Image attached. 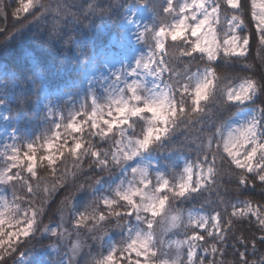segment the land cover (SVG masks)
I'll return each instance as SVG.
<instances>
[{
    "label": "snow or ice",
    "instance_id": "snow-or-ice-1",
    "mask_svg": "<svg viewBox=\"0 0 264 264\" xmlns=\"http://www.w3.org/2000/svg\"><path fill=\"white\" fill-rule=\"evenodd\" d=\"M34 2L19 0L14 18ZM135 2L151 19L127 77L0 151V264L41 232L62 264H264V0ZM178 135L195 154L182 164L168 150ZM205 192L216 198L194 207ZM244 223L258 227L233 231ZM229 238L232 259L218 260Z\"/></svg>",
    "mask_w": 264,
    "mask_h": 264
},
{
    "label": "trees",
    "instance_id": "trees-1",
    "mask_svg": "<svg viewBox=\"0 0 264 264\" xmlns=\"http://www.w3.org/2000/svg\"><path fill=\"white\" fill-rule=\"evenodd\" d=\"M132 0H35L34 6L28 13H21L20 18L16 16V9L20 6L19 0H0V64L3 65L5 76H13L15 90L13 95L7 99L8 115L18 123L21 129L33 125L35 106L39 100L41 85L49 88L59 87L72 77H78L77 68L79 62L74 54L73 48L83 45L87 52L92 46L100 47L109 41L111 35H120L122 27L120 23L123 13ZM251 56H256L255 49ZM256 64L259 61H250ZM177 67L181 65L177 64ZM71 132V130H69ZM189 136L195 138V130L189 131ZM41 134L40 136H42ZM72 135H79L72 133ZM71 135L68 137L71 142ZM184 141L183 135H178L168 150L172 152L173 159L179 156L195 158L186 148H181ZM46 154L42 150L37 151V157ZM155 156V154H153ZM37 159V177L35 181L41 182V188L50 179L49 174L43 171V164ZM71 168V160L67 162ZM27 176V172L24 173ZM235 186L234 184L232 185ZM18 194L23 195L24 190L17 186ZM259 189L251 193L259 200ZM215 195L205 192L203 196L193 202L194 207H199L201 201L214 200ZM58 221V215L53 217ZM49 223L48 217L44 218ZM258 225L248 223L237 224L233 228H239L244 234L250 235L256 231ZM240 235V232L236 233ZM118 239V237H113ZM108 239L105 238V243ZM235 241L229 238L226 251L227 257L216 258L231 260ZM55 244V237L51 235L38 234L31 241L26 251L43 250L49 245ZM238 250L243 251L237 245ZM99 248L93 249V254ZM259 261L260 252L251 257ZM85 257H78L83 264ZM9 264H12L10 261Z\"/></svg>",
    "mask_w": 264,
    "mask_h": 264
},
{
    "label": "rangeland",
    "instance_id": "rangeland-1",
    "mask_svg": "<svg viewBox=\"0 0 264 264\" xmlns=\"http://www.w3.org/2000/svg\"><path fill=\"white\" fill-rule=\"evenodd\" d=\"M123 15L121 34L111 35L103 46H92L90 52H87L83 45L78 46L76 43L73 51L79 62V76L55 88L42 84L34 108L36 121L25 129H21L8 115L5 97L13 95L15 82L13 76H5L3 65L0 64V151L14 143L31 141L47 133L61 117L81 108L87 101L90 104V99L104 98L105 90L115 76L127 77L136 61L146 54L147 49L138 39V33L151 17L149 11L135 0L126 7ZM185 159L191 158L179 156L176 160L182 164ZM42 234L49 235L46 232ZM54 247L55 244H52L43 250L25 251L23 257L16 258L15 264H62L59 251H54Z\"/></svg>",
    "mask_w": 264,
    "mask_h": 264
}]
</instances>
